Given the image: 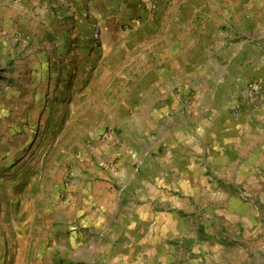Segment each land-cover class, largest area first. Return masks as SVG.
<instances>
[{
  "label": "crops",
  "instance_id": "1",
  "mask_svg": "<svg viewBox=\"0 0 264 264\" xmlns=\"http://www.w3.org/2000/svg\"><path fill=\"white\" fill-rule=\"evenodd\" d=\"M4 6L8 17H23L21 31H84L91 36L99 31L103 44L87 47L89 53H103L102 61L89 65L91 70L96 66L93 78L101 84H123L126 77L133 81L127 93L116 90L117 99L125 94L122 100L131 101L118 109H134L119 134L126 150L99 147L102 168L83 169L89 174H78L66 202L46 208L53 230L76 227L78 234H86L80 241L74 237L61 244L59 257L68 251L76 258L62 264H231L238 242L232 234L241 235V227L227 218L195 227L183 212L201 189L206 163L230 173L243 162L241 152L234 157L232 150L238 145L244 149V102L237 117L225 111L202 136L196 132H203L198 124L189 127L186 136L163 123L175 101L190 98L188 86L199 92L197 84L216 85L220 62L228 69L227 84L244 83V68L253 67L247 66L250 48L259 45L262 35L256 31L248 40L244 31L215 29L222 19L230 22L244 12V0H159L155 10L146 0H7ZM194 17L203 24L197 31H186ZM6 28L0 25V30ZM109 34L134 35L136 43L117 45L108 40ZM145 39L148 44H143ZM246 94L240 95L243 101ZM160 148L165 155L158 154ZM129 150L139 157L130 158ZM243 176L244 167L239 178ZM206 183L210 185V179ZM108 228L112 230L105 242L87 236L92 229Z\"/></svg>",
  "mask_w": 264,
  "mask_h": 264
},
{
  "label": "rangeland",
  "instance_id": "2",
  "mask_svg": "<svg viewBox=\"0 0 264 264\" xmlns=\"http://www.w3.org/2000/svg\"><path fill=\"white\" fill-rule=\"evenodd\" d=\"M6 1L0 0V25L7 27L0 30V264L76 261L68 251L59 257V247L74 237L80 241L86 234H78L81 230L76 227L53 230L46 208L66 202L83 169L102 168L97 159L99 147L111 152L126 150L119 134L134 116V109H118L122 102L131 101L122 100L125 94L117 99V91L127 93L133 81L126 77L123 84L99 83L93 78L96 66L91 70L89 65L102 61L103 53H89L87 47L101 46L102 39L95 40L84 31H21L23 17H8ZM202 24V18L194 17L187 22L186 31H197ZM215 27L217 31H244L248 40L259 31V45L248 54L247 66L253 67L244 68V83L229 85L226 63L220 62L216 85L197 84L199 92L188 86L190 98L175 101L168 122L163 124L189 134V127L198 124L203 132H196L202 136L210 133L214 118H223L225 111L237 117L239 103L244 102V149L238 145L232 150L234 157L241 152L243 162L234 165L230 173L206 163L205 177L210 185L205 178L199 193L190 197L183 216L193 220L195 227L226 218L235 222L243 233L232 234L238 242L234 243L231 264H264V0H244V12L230 22L222 19ZM107 38L117 45L136 43V36L130 34H109ZM148 42L145 39L143 44ZM252 79L262 83L259 109L253 108L247 95L244 101L240 96L247 93ZM108 130L115 133L119 146L102 142ZM155 137L158 140L159 135ZM161 150L158 154L165 155ZM131 151L130 158L134 159L132 153L139 157ZM110 230L92 229L87 236L102 243Z\"/></svg>",
  "mask_w": 264,
  "mask_h": 264
},
{
  "label": "built area",
  "instance_id": "3",
  "mask_svg": "<svg viewBox=\"0 0 264 264\" xmlns=\"http://www.w3.org/2000/svg\"><path fill=\"white\" fill-rule=\"evenodd\" d=\"M158 1L159 0H146V2H148L150 7L154 10L158 7ZM94 38L95 40H99V31H95ZM246 95L249 101L252 103L253 108L259 109L262 98V83L258 79H252L248 83ZM102 142L107 143L112 147L119 146V141L117 140V137L112 130H108L102 135ZM132 156L134 159H137V156L135 154H133Z\"/></svg>",
  "mask_w": 264,
  "mask_h": 264
}]
</instances>
